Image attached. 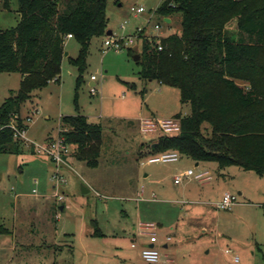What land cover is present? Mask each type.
<instances>
[{
    "label": "rangeland",
    "instance_id": "374dc122",
    "mask_svg": "<svg viewBox=\"0 0 264 264\" xmlns=\"http://www.w3.org/2000/svg\"><path fill=\"white\" fill-rule=\"evenodd\" d=\"M161 1L108 0L109 29L127 35L137 27L153 30L159 23L165 35L178 32L180 14L165 23L155 13ZM3 4L0 0V30L15 27L20 19L18 0H11V11ZM139 5L146 12L134 14L131 7ZM106 38H92L79 88L80 74L69 57L76 58L81 46L68 39L69 57L59 79L35 91L22 106L27 147L18 154L0 153V264H148L140 246L132 247L142 222L156 225L162 254L158 264H264V175L230 166L233 177L212 169L207 185L194 178L175 185L177 174L190 168L200 172L202 165L186 156L149 163L153 155H141L142 143L161 132L143 133L139 118L186 115L190 107L182 104L179 88L142 78L138 60L127 49L103 52ZM142 46H133L137 54ZM92 75L97 77L94 85ZM22 79L19 71L0 70V107L19 92ZM62 114H82L101 123L103 135L99 165L90 167L73 151L60 168L65 182L56 186L55 164L34 143L46 145L47 137L59 132ZM226 187L240 201L230 210L216 207ZM245 197L252 203L243 205ZM94 220L104 239L91 236Z\"/></svg>",
    "mask_w": 264,
    "mask_h": 264
},
{
    "label": "trees",
    "instance_id": "16d2710c",
    "mask_svg": "<svg viewBox=\"0 0 264 264\" xmlns=\"http://www.w3.org/2000/svg\"><path fill=\"white\" fill-rule=\"evenodd\" d=\"M3 7L11 11V0ZM107 7L108 0H18V24L0 30V70L23 77L19 92L0 107V153L18 154L27 147L12 123L27 129L22 106L59 79L69 34L81 46L76 58L69 57L80 74L79 88L92 38L109 30ZM157 14H180L181 28L162 39L163 50L141 42L140 75L179 88L190 111L175 115L181 132L162 135L150 153L177 151L220 169L238 166L264 175V0H162ZM127 51L137 54L134 47ZM61 126L66 142L75 146L74 157L97 167L102 124L76 114L63 116ZM93 224L94 234L101 235L96 220Z\"/></svg>",
    "mask_w": 264,
    "mask_h": 264
},
{
    "label": "built area",
    "instance_id": "2783aa9c",
    "mask_svg": "<svg viewBox=\"0 0 264 264\" xmlns=\"http://www.w3.org/2000/svg\"><path fill=\"white\" fill-rule=\"evenodd\" d=\"M131 11L134 14H142L146 12V8L143 5L132 6ZM157 13V8L155 10ZM165 18L171 17H164ZM126 25H122L124 28ZM72 34H69L68 37H72ZM166 35L163 32L162 25L157 23L153 30H148L147 27H137L136 31L131 34L121 35L113 32L112 35H107V38L104 42L103 52L109 50L121 51L129 47L135 46L137 43L142 42L143 40L149 41L151 44L155 43L158 50H163L164 45L162 44V39ZM92 80H97L95 75L91 76ZM93 93H97L96 88H92ZM31 118H28L30 120ZM12 128L14 129L15 136L25 139L26 138V128H19L16 124L12 123ZM58 135L55 138H52L46 145L34 143L37 151L47 155L51 158L52 162L57 168L53 178L56 180V186L65 182V178L60 173V168L68 164V158L71 156L73 149L71 145L66 142L65 136L62 134L65 128L61 125L59 127ZM140 129L143 133H154L161 132L162 135H177L181 132V122L179 118H144L140 122ZM180 159V154L177 151H167L158 155H153L148 159L149 163H166L172 161H178ZM186 178H194L198 181H207L210 179L208 171H203L196 173L194 169H188L180 174H177L174 177V182L180 184ZM60 200H63V197H60ZM238 201L237 194H234L230 191L225 192L221 201L217 204V207L224 210H230ZM156 225L153 223H140L139 225V236L146 240V242L141 246V256L148 264H158L161 260V251L159 246V238L155 232ZM171 238L169 237L168 240ZM137 242L132 243V247H137ZM230 252V250H227ZM236 261L239 260L238 257L235 258Z\"/></svg>",
    "mask_w": 264,
    "mask_h": 264
},
{
    "label": "crops",
    "instance_id": "0c3cea01",
    "mask_svg": "<svg viewBox=\"0 0 264 264\" xmlns=\"http://www.w3.org/2000/svg\"><path fill=\"white\" fill-rule=\"evenodd\" d=\"M171 22H172V18H171ZM170 22V23H171ZM108 29H109V25H108ZM134 31V30H133ZM131 32V33H134V32ZM130 33V34H131ZM74 37H68L67 39H66V41L68 40V39H73ZM65 50H66V42H65ZM65 57H67V56H65L64 55V58H63V63H64V60H65ZM68 57H69V52H68ZM70 61V60H69ZM63 63H62V65H63ZM96 80H92L91 81V84L92 85H94L96 82H95ZM180 113V112H179ZM189 113V111L188 112H185V114H188ZM176 114H178V113H174L173 115H171L170 117H163V118H171V117H175V115ZM63 116H65V115H61L60 117H59V120H58V127H59V125H61V118L63 117ZM50 117L48 116L47 117V119H49ZM144 118H157V117H143V116H141L140 118H139V123L141 122V120L142 119H144ZM58 134V129H57V131H56V133L55 134H50L48 137H47V139L46 140H49V138H50V140L52 139V138H54V137H56V135ZM102 135H103V131H102ZM162 136V134L160 133H158V134H155V135H152L150 138H149V141L148 142H146V143H148L149 144V146H152V147H154L157 143H158V140H159V138ZM45 140V141H46ZM146 143H142V148L140 149L141 150V155L142 156H146L148 153H150L151 152V150L150 149H148V146L147 147H145L146 145ZM155 144V145H154ZM76 158V157H75ZM182 157H180V159H181ZM77 159V158H76ZM180 159L178 160V161H180ZM178 161H172V162H178ZM191 161L192 162H194L195 163V165L196 166H199V165H202L201 167L203 168V170L202 171H200V172H203V171H208L209 173H210V171L209 170H212V169H214L215 171H217V173L218 174H221L222 176H224V177H233V175L230 173V169L231 168H229V167H227V168H225V169H221L222 171H220L218 168V164L217 163H215V162H196V161H194V160H192L191 159ZM172 162H166V163H172ZM69 164H70V162H69ZM191 169V168H190ZM200 172H196V173H200ZM210 175V174H209ZM147 176H149V174L147 173L146 175H145V177H147ZM226 179V178H225ZM196 180V179H195ZM209 180V179H208ZM207 180V181H208ZM196 181H198V180H196ZM207 181H203V182H201V181H198V182H200V183H202L203 184V186L204 185H207V184H205V182H207ZM175 183V182H174ZM181 184V183H180ZM180 184H176L175 183V185H180ZM228 186V185H227ZM35 190V189H34ZM228 191H230V187H226L225 189H224V193L225 192H228ZM224 193L222 194V196L220 197V199L217 201V203H216V207H217V204L221 201V199H222V197H223V195H224ZM239 194L240 195H243V191H239ZM185 201H183L182 203H184ZM240 201H238L237 203H239ZM236 203V204H237ZM247 203H252V201H250V199H248L247 197H245V201L244 202H242V204L244 205V204H247ZM189 208H191V207H189ZM218 208V207H217ZM61 209H64V206H61ZM101 231V230H100ZM91 236H93V237H99V238H105L106 237V235H105V233L104 232H102L101 231V235H95L94 234V229H93V232L91 233ZM170 237V236H169ZM168 237V238H169ZM168 238H167V240H166V242L162 245L163 247H168V243H169V241L170 240H168ZM133 242H137V244H138V246L137 247H139L140 246V248H141V246L146 242V240L145 239H143V238H141L140 236H139V231L136 233V234H134V239H133V241H132V243ZM137 247H133V248H137ZM161 247V246H160Z\"/></svg>",
    "mask_w": 264,
    "mask_h": 264
},
{
    "label": "water",
    "instance_id": "95a60500",
    "mask_svg": "<svg viewBox=\"0 0 264 264\" xmlns=\"http://www.w3.org/2000/svg\"><path fill=\"white\" fill-rule=\"evenodd\" d=\"M165 21H166L167 23H170V22H171V19H170V18H165ZM112 34H113V31H112L111 29H109V30L106 32V35H112ZM64 55H65V56H68V52L65 51ZM134 58H135L136 60H139V59H140V54H136V55H134ZM154 145H155V144H154ZM83 192H84V193H87V192H89V189L84 187V188H83Z\"/></svg>",
    "mask_w": 264,
    "mask_h": 264
}]
</instances>
